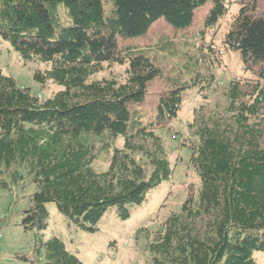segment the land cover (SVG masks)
<instances>
[{
  "label": "trees",
  "instance_id": "1",
  "mask_svg": "<svg viewBox=\"0 0 264 264\" xmlns=\"http://www.w3.org/2000/svg\"><path fill=\"white\" fill-rule=\"evenodd\" d=\"M208 2L204 24L213 28L229 12L227 0H0V39L26 64L48 66L34 72L35 82L63 87L42 100L0 70V190L34 186L20 222L35 232L34 253L19 258L84 264L62 238L44 240L49 204L77 229L95 233L109 211L130 219L171 179L158 131L178 118L186 91L211 87L214 74H203L196 59L186 67L187 80L158 94L153 117L140 105L164 70L156 56L119 45L118 38L144 36L161 18L185 28ZM239 2L224 43L255 70L264 62V16L252 13L256 0ZM171 44L162 50L174 53ZM106 65L125 66L124 79H94ZM258 71L264 78L262 65ZM225 89L224 105L202 104L188 124L191 137L182 145L191 151L200 185L189 186L180 210L151 237L144 230L147 264H259L255 253H264V87L232 81ZM102 154L110 155L109 166L97 171Z\"/></svg>",
  "mask_w": 264,
  "mask_h": 264
},
{
  "label": "rangeland",
  "instance_id": "2",
  "mask_svg": "<svg viewBox=\"0 0 264 264\" xmlns=\"http://www.w3.org/2000/svg\"><path fill=\"white\" fill-rule=\"evenodd\" d=\"M230 2L229 12L213 28H205L204 20L211 2L196 9L193 22L185 28H176L161 18L155 22L148 33L138 38H118L119 45L133 44L138 49L156 56L164 70V77L156 79L150 86L141 107L146 108L154 117L158 102V94L169 89L172 81L187 80V68L196 59L201 60L200 71L203 74L213 73L215 80L211 87L201 89L194 87L185 93L184 102L178 118L171 123L168 130H159L168 152L173 168L170 180L165 181L157 190L150 193L147 201L136 208L130 219L121 220L116 210L109 211L95 233L83 232L61 215L54 204H49L50 220L48 229L43 232L44 240L54 236L60 237L68 249L76 253L84 264H147L149 252L146 247L145 231L150 237L159 230L163 220L172 212L180 210L188 195L189 186L200 185V179L194 167L190 164L191 151L182 145L190 138L188 124L193 120L195 109L202 104L214 107L215 104H225V88L232 81H239L249 87L260 84L264 87V78L260 76L258 64L255 70L246 69L241 54L227 49L224 43L230 25L241 9L239 0ZM256 16H264V0H256L252 11ZM204 30V38L196 41L195 36ZM194 42V46L188 43ZM174 53L162 50L167 45ZM202 43V51L197 50ZM173 46V47H172ZM209 46L214 49L209 50ZM48 66L41 63H28L21 58L8 43L0 39V70L11 75L19 87L30 88L40 99L46 100L63 87L48 83L45 87L34 81L36 70H45ZM125 66L106 65L105 70L94 76V79L117 77L123 80ZM264 115V111H263ZM124 140L119 138L117 145L123 147ZM110 155L102 154L94 164L97 171L106 170ZM34 186L24 182L12 186L10 190H0V264H31L18 256L20 254L32 257L35 248V232L24 231L20 225L23 209L30 204ZM143 230V234L139 231ZM255 258L259 264H264V253L256 252Z\"/></svg>",
  "mask_w": 264,
  "mask_h": 264
}]
</instances>
